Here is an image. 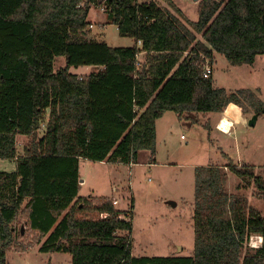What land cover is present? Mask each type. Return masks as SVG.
<instances>
[{
	"label": "trees",
	"instance_id": "1",
	"mask_svg": "<svg viewBox=\"0 0 264 264\" xmlns=\"http://www.w3.org/2000/svg\"><path fill=\"white\" fill-rule=\"evenodd\" d=\"M99 5L133 46L89 37ZM215 53L233 65L264 55V0H201L197 21L153 0H0V159L16 164L0 171V264L33 241L42 253H69L71 264H264V215L227 188L231 173L264 200V176L228 155L225 165L195 168L191 256H133L132 206L79 195L81 158L132 164L149 151L155 162L157 120L167 111L189 125L231 103L264 113L255 91L203 76L202 55L212 62ZM56 57L65 58L58 69ZM82 66L99 70L71 72ZM253 236L262 244L248 250Z\"/></svg>",
	"mask_w": 264,
	"mask_h": 264
},
{
	"label": "rangeland",
	"instance_id": "2",
	"mask_svg": "<svg viewBox=\"0 0 264 264\" xmlns=\"http://www.w3.org/2000/svg\"><path fill=\"white\" fill-rule=\"evenodd\" d=\"M152 1V0H141ZM169 8L184 21H197L201 0H172L181 10L177 13L167 0H153ZM88 20L89 37L105 40L115 47H130L133 38L119 34L117 25L109 23L104 5L92 6ZM93 25V26H91ZM202 40L201 34H196ZM212 76L215 86L228 91L251 89L264 102V55L258 56L252 65L231 64L220 53L214 54ZM143 60L144 55L140 54ZM65 65L64 57H56L54 68ZM78 71L87 72L82 66ZM97 70L98 68H91ZM242 111V110H241ZM253 109L241 113L229 133H223L217 113H196L191 119L180 121L176 113L167 111L157 124V153L150 162L151 154L140 151L134 164L101 163L90 160L81 165L86 183L82 195L106 196L115 200L118 209L132 206V254L136 257L191 256L194 251L195 234L193 209L195 198V168L202 165H225L230 156L234 161L255 166L264 176V113L257 116L254 125L250 121ZM40 131V135L43 134ZM24 138L18 139L22 150ZM5 159H0V171ZM152 164H148V163ZM14 169V165H13ZM241 179L229 173L227 188L230 193L247 197L249 203L264 215V200L258 197L254 186L239 188ZM133 200V205L131 201ZM19 226V224H18ZM32 238L25 239V243ZM260 241V242H258ZM28 247L25 252L13 248L9 251L8 264H71V255L65 252L42 253L39 244ZM255 245H253V244ZM261 237L250 238L247 249L260 247Z\"/></svg>",
	"mask_w": 264,
	"mask_h": 264
},
{
	"label": "crops",
	"instance_id": "3",
	"mask_svg": "<svg viewBox=\"0 0 264 264\" xmlns=\"http://www.w3.org/2000/svg\"><path fill=\"white\" fill-rule=\"evenodd\" d=\"M174 3H175V5L180 9V10H182L179 6H178V4L175 2V1H173ZM183 11V10H182ZM184 12V11H183ZM138 45H140V42L138 43ZM142 55V54H141ZM144 55V54H143ZM80 68V67H79ZM82 68V67H81ZM91 68H98V67H88V69H87V72H84V71H78L79 69H71V72L72 73H75V74H78V75H86V74H89V73H91V72H93L94 70H92ZM99 70V68L97 69V70H95V71H98ZM231 104H234V103H231ZM236 105V104H235ZM238 106V105H237ZM229 107V106H228ZM239 107V106H238ZM240 108V107H239ZM228 109V108H227ZM226 109V110H227ZM226 110H225V112H223V113H217V114H219V115H222V116H224V115H227L226 114ZM241 113H242V111H241V108H240V112H239V114H238V116H240L241 115ZM237 116V117H238ZM162 118V117H161ZM160 118V119H161ZM160 119H158L157 120V124H158V122H159V120ZM237 121V118H235L234 119V125H235V122ZM233 125V126H234ZM232 129V128H231ZM223 132V131H222ZM224 133V132H223ZM149 152V151H148ZM156 153H157V151H156ZM5 162H4V164H3V166L5 167L3 170H1V171H4V172H13L15 169H16V164H15V161L14 160H7V159H5L4 160ZM83 161H87V159H84V158H81L80 159V162H79V171H80V175H81V190H80V193H79V195H82L81 194V191H82V188H83V186L85 185V183H86V179L82 176V170H81V165H82V162ZM150 162H151V160H150ZM148 163V164H152V163ZM155 162H157L156 160H155ZM101 163H109V162H106V161H102ZM154 163V162H153ZM134 164V163H133ZM133 164H128V165H133ZM13 165H14V169H13ZM88 195V194H87ZM82 196H85V194L84 195H82ZM115 197V200L117 199V197L116 196H114ZM118 200V199H117ZM119 201V200H118ZM259 237H261V236H259ZM261 240H263L262 239V237H261Z\"/></svg>",
	"mask_w": 264,
	"mask_h": 264
},
{
	"label": "bare ground",
	"instance_id": "4",
	"mask_svg": "<svg viewBox=\"0 0 264 264\" xmlns=\"http://www.w3.org/2000/svg\"><path fill=\"white\" fill-rule=\"evenodd\" d=\"M234 119L235 118L230 117L228 114L222 116L221 120L219 121V123H220L219 126H220L221 130L225 133H229L231 131V128L234 125ZM258 242H260V241H258ZM253 245H255V244H253Z\"/></svg>",
	"mask_w": 264,
	"mask_h": 264
},
{
	"label": "water",
	"instance_id": "5",
	"mask_svg": "<svg viewBox=\"0 0 264 264\" xmlns=\"http://www.w3.org/2000/svg\"><path fill=\"white\" fill-rule=\"evenodd\" d=\"M240 112V108L235 104H230L228 109L226 110V114H228L232 118H237ZM257 116L255 115L253 119L250 121V125H254L256 122Z\"/></svg>",
	"mask_w": 264,
	"mask_h": 264
},
{
	"label": "built area",
	"instance_id": "6",
	"mask_svg": "<svg viewBox=\"0 0 264 264\" xmlns=\"http://www.w3.org/2000/svg\"><path fill=\"white\" fill-rule=\"evenodd\" d=\"M202 58H203L204 61H205V65H204V74H203V76H204L205 78H207V77H209V76L211 75V73H212V71H213L212 62H211V60H210L208 57H206V56H204V55H202ZM114 203L116 204L117 201H115Z\"/></svg>",
	"mask_w": 264,
	"mask_h": 264
}]
</instances>
